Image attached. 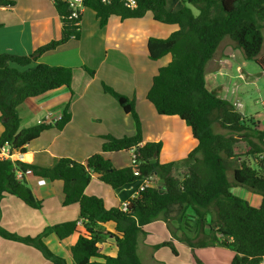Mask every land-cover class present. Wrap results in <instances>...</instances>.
Listing matches in <instances>:
<instances>
[{
    "label": "trees",
    "instance_id": "trees-1",
    "mask_svg": "<svg viewBox=\"0 0 264 264\" xmlns=\"http://www.w3.org/2000/svg\"><path fill=\"white\" fill-rule=\"evenodd\" d=\"M127 7L119 0L102 3L85 0L86 8L94 11L100 28L111 16L121 19L142 18L147 12L155 21L175 24L178 29L166 38H149L148 57L158 60L169 54L171 60L158 68L146 94L147 101L159 115L177 116L197 141L187 158L192 162L181 177L175 175V163H160L161 142H143L142 127L133 97L116 92L101 82L104 94L111 96L134 124V134L120 138L102 136L101 152L84 162L58 158L52 167H38L0 155V199L9 194L26 206L39 209L41 201L32 193L25 174L59 180L63 184V206L77 204L79 217L87 234H80L70 248L72 264H141L137 254L138 236L143 226L162 220L180 222L183 233L179 240L191 249L224 247L234 255L231 264H260L264 261V130L246 118L226 99L210 92L205 84V66L224 39H229L247 60L254 61L264 72V0H180L182 5L171 9L167 0H135ZM13 5L0 0V6ZM61 34L57 40L38 47L32 54L17 56L0 54V148L7 145L12 153H24L26 146L50 127L58 131L70 120L69 101L62 107L54 124H40L20 129L18 108L30 98L65 87L71 89L72 69L38 64L25 70L21 67L35 61L43 53L70 39L79 40V21L69 18V9L55 3ZM191 7L196 10L192 12ZM78 23V24H77ZM82 69L90 77L95 71ZM251 119V118H250ZM226 133H215L213 126ZM252 125L255 128H252ZM247 145L246 155L253 164L235 152L238 143ZM133 151L135 165L117 169L105 153ZM206 171L203 178L199 166ZM136 171V175L134 174ZM231 172V180L228 177ZM92 175L113 190L136 181L161 180L158 187L143 186L129 200L126 211L105 208L102 199L84 193ZM232 187H243L260 196L258 206L234 195ZM235 190V189H233ZM115 224L116 234L95 231L100 224ZM77 221L45 228L34 237H21L0 226V237L37 249L51 264H67L54 254L43 239L50 234L63 240L76 231ZM102 236H112L117 247L114 257L101 254L98 244ZM176 254L171 242L162 243ZM93 258L102 261L91 260ZM198 264H201L197 261Z\"/></svg>",
    "mask_w": 264,
    "mask_h": 264
},
{
    "label": "crops",
    "instance_id": "crops-1",
    "mask_svg": "<svg viewBox=\"0 0 264 264\" xmlns=\"http://www.w3.org/2000/svg\"><path fill=\"white\" fill-rule=\"evenodd\" d=\"M8 1H12L13 5L0 6V54L30 55L38 47L60 38V20L52 2ZM79 26V40L70 39L43 53L27 66L10 63L12 68L20 71L38 64L68 67L73 71L72 97L67 88L61 87L27 99L18 108L20 129H24L37 125L38 121L54 124L61 116L62 107L69 101L68 123L60 131L54 127L43 131L26 146L24 153L14 154L12 160L46 168L52 167L58 158L84 162L92 154L101 152L102 136L120 138L134 134L131 116L124 113L111 96L103 93L101 82H104L116 92L134 98L143 142L162 144L159 162H174L175 170L179 166L187 169L192 163L187 156L197 145L191 129L177 116L157 114L146 99L158 68L171 60L169 54L155 61L149 59L147 41L151 37H168L178 29L177 25L155 21L152 14L147 12L142 18L111 16L107 24L100 28L94 11L85 8ZM227 57L215 62L219 65L215 71L220 72L227 65ZM214 60L215 57L211 61ZM82 66L93 69L94 77H90ZM132 154L133 151L129 150L105 153L104 156L120 169L131 165ZM238 161L241 160L238 158ZM25 180L34 196L42 202L41 207L32 209L15 196L4 194L0 199V226L21 237H34L47 227L77 221L76 231L67 238L58 240L50 234L43 239L54 254L64 258L67 264H72L70 248L80 234H87L79 217L78 205H62L63 184L59 180L49 181L30 173L25 174ZM160 184L161 180L153 176L149 181H136L113 190L100 182L97 175H92L84 193L102 199L107 209L120 208L121 204L134 198L144 185L158 187ZM246 196L249 204L259 205V195L248 193ZM142 230L144 233L137 240L141 264H198L197 261L201 264H231L234 255L224 247L191 249L179 240L183 228L180 222L174 220L168 224L156 220L143 226ZM95 231L116 234L115 224L111 221L98 225ZM166 242L172 243L176 254L168 246H161ZM98 246L105 256L114 257L117 254L112 236H102ZM91 260L102 261L96 258ZM0 264L51 263L34 247L0 237Z\"/></svg>",
    "mask_w": 264,
    "mask_h": 264
},
{
    "label": "rangeland",
    "instance_id": "rangeland-1",
    "mask_svg": "<svg viewBox=\"0 0 264 264\" xmlns=\"http://www.w3.org/2000/svg\"><path fill=\"white\" fill-rule=\"evenodd\" d=\"M167 1L171 9L182 5L180 0ZM191 10L196 14L195 9L191 7ZM237 50L229 39L226 38L221 42L213 56V58L215 57L214 62L211 59L206 63L204 74L206 87L217 97L228 100L246 118L247 125H251L250 120H253L257 129L264 130V72L254 61L245 59L243 54ZM227 55L229 56L227 57ZM222 57H227V61H225L227 65L220 72H217L214 69L217 70L219 65L215 62ZM255 127L252 125V128ZM213 131L226 133L218 125L213 126ZM235 151L240 160L243 159L253 164L252 158L250 159L245 154L247 151L245 143L236 144ZM197 167L205 178L207 176L206 171L201 165ZM185 170V166H179L175 170V175L181 177ZM228 177L231 180V172H228ZM231 192L242 199H246L247 202L250 200H247L246 195L248 193L255 194L243 187H232Z\"/></svg>",
    "mask_w": 264,
    "mask_h": 264
},
{
    "label": "built area",
    "instance_id": "built-area-1",
    "mask_svg": "<svg viewBox=\"0 0 264 264\" xmlns=\"http://www.w3.org/2000/svg\"><path fill=\"white\" fill-rule=\"evenodd\" d=\"M49 1L52 2L53 4H55V3L65 4L67 6V8L69 9V18L71 20L79 21V22H80V19H81V16H82L84 9L86 8V6L84 4L85 0H49ZM109 1L110 0H101L102 3H107ZM119 1L122 2L125 6L130 7V8L134 7L136 5L135 0H119ZM41 122H43V121H38V124H40ZM14 154H16V153L10 152V149L7 145L0 148V155L3 157H7V158L12 159ZM131 164L132 165L136 164L133 154H132ZM134 174L135 175L137 174L136 171H134ZM144 182H146V181H144ZM128 206H129V201L121 204L120 209L122 211H126ZM260 264H264V261L260 262Z\"/></svg>",
    "mask_w": 264,
    "mask_h": 264
}]
</instances>
